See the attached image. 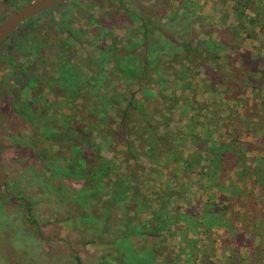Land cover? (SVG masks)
Here are the masks:
<instances>
[{
  "label": "rangeland",
  "instance_id": "rangeland-1",
  "mask_svg": "<svg viewBox=\"0 0 264 264\" xmlns=\"http://www.w3.org/2000/svg\"><path fill=\"white\" fill-rule=\"evenodd\" d=\"M31 1L0 0V22ZM171 1L172 4L168 0H67L32 21L37 24L33 31L25 30V34L17 37L18 32H23V28H18L13 35L10 34L9 40V37L5 39L7 48L0 46V155L6 176L5 185L0 190V213L15 216L22 225V231L33 238V247L39 249L42 257L41 264H76L75 255L80 258L81 264H101L100 258H109L114 244L87 241L101 236L112 242L119 233L116 228L123 230L136 221L150 222L152 210L160 197L171 198L173 206L176 205L180 211L188 209L190 214L198 215L210 204L220 213L225 210L227 215H230L229 209L234 213L241 211L238 215L231 214L236 219L233 225L252 231V236H248L251 247L236 249L232 241L233 233H226L224 228L219 227L210 229L209 239L203 238L206 231L202 232L203 236L197 234L198 241L192 251L180 248L186 242L179 240L174 229L170 230L174 235L163 231L158 237L150 234L132 236L135 245L144 250L150 247L159 259H172L176 264H264V243L258 252L260 255L252 248L255 246L256 249L260 243L259 237L253 235L255 225H261L264 233V190L251 182L256 175L264 178V150H247L243 145L264 136V76L248 73L257 60L260 64L258 70L264 71V40L255 37L259 34L258 28H253L246 20L244 24L251 27L247 31L250 36L244 30H238L239 21L230 0ZM254 2L247 3L248 8L244 6L248 15L255 13L257 7L264 6V0ZM182 11L191 15V19L188 18L187 24H184L185 29L171 22L170 18L172 13ZM240 20L243 21V18ZM145 29L152 43L145 39ZM206 35L222 44L218 64L228 61L238 68L245 57L235 56L232 50L239 53L251 51L247 55L251 63L246 65L248 71L243 73L247 78L239 96H233L224 84L211 81L203 68L206 62L202 59L201 65L189 68L188 60H183L180 66L163 56L161 64L164 63V67L173 72V69L184 70L185 76L180 74L184 79L176 81L173 74H164L162 83L161 80H154L148 88L138 86L135 80L126 81L121 76L126 55L137 58L142 64L143 59H149L142 52L145 46L150 53L158 49L163 40L173 38L177 42L187 39L192 46L198 44L202 47L200 40ZM178 56L181 58V54L178 53ZM113 59L116 61L113 62ZM154 63L152 61L146 69L147 73L154 72ZM210 63L209 67H215L214 62ZM218 70L219 75H225L226 69ZM59 71L75 80L68 81L66 85L58 83L55 78L59 76ZM208 73L212 78L217 74L211 70ZM98 75L99 81L96 79ZM34 77H40L42 85L32 79ZM145 89L147 94L142 96ZM96 93L104 97L96 98ZM130 93L134 94L136 109H143L145 120L153 119L157 133H162L167 126V133L163 132L165 146L177 152L176 159L181 161L183 157L191 165L185 169L181 161L178 167L166 156L154 163L155 158L150 161L143 155L146 145L140 142L141 138L132 135V132L128 136L122 134L120 139L130 138L134 147L129 155L115 156V163L119 172L129 174L135 195L137 193L139 197L135 199L131 193L125 206H118L111 200L100 205L95 200L96 195L85 194L83 180L62 176L48 165V157L42 152L48 141L40 134V122L53 121L55 125L60 124L63 117L70 118L72 125H81L84 132H89L95 117L92 111L95 103L107 105L113 115V108H123L124 99ZM181 96L186 100L183 109ZM146 97L155 105L160 101L162 104L156 106L157 110L145 108ZM192 99L198 103L205 101V104L197 103L191 112L187 105H191ZM169 103H173L172 113L165 110ZM244 108L249 116H246L245 123L227 126L236 112L244 117ZM156 111L166 118L163 119ZM192 113L197 115L193 120L189 119ZM203 116L209 118L207 122H204ZM143 117L140 122H143ZM105 121L117 123L119 117L113 120L107 117ZM209 121L212 125L205 134L201 124ZM221 139L224 146L218 147L217 152L225 155V163H220L223 174L219 171L214 176L209 161L215 153L209 148L211 140L218 142ZM237 150L240 153L235 163L261 168L249 171L233 166ZM103 153L113 156L110 150H103ZM65 155H70V152ZM238 171L241 172L237 174ZM249 173L253 174L251 179ZM251 196L255 197L254 200ZM230 198L233 200L230 201ZM26 202L30 217L38 224L43 239L37 236L32 225L25 223ZM243 202H248L253 211L250 220L242 214L240 204ZM109 217L111 228H104L103 223ZM15 231L0 225V264H26L23 254L13 247ZM248 255H251L249 261H243V258L248 260Z\"/></svg>",
  "mask_w": 264,
  "mask_h": 264
},
{
  "label": "trees",
  "instance_id": "trees-1",
  "mask_svg": "<svg viewBox=\"0 0 264 264\" xmlns=\"http://www.w3.org/2000/svg\"><path fill=\"white\" fill-rule=\"evenodd\" d=\"M230 1L233 3L232 10L235 12V16L239 21L237 26L238 30L242 29L245 31L248 37L250 36V33L247 31L249 28L251 30V27H248L246 24H244V20H246L253 26V28H258L259 34L257 33L258 35H255V37L258 36L263 41L264 39H262V36H264V6L257 7V11H254L255 13H252V15H248L244 11V6L248 8L249 4L247 3L251 1L255 3L254 0ZM168 3L172 4L173 1L168 0ZM241 17L243 18V21L240 20ZM170 18L171 22L180 24L182 25V28L185 29L186 27L184 24H187L186 21L188 18L191 19V15L189 13H186L185 11H182L180 13L174 12L171 14ZM144 22L146 23L147 20L144 19ZM30 23H32V21H28L27 25H29ZM204 33H206L205 30ZM153 35L154 34H152L151 37ZM144 36L145 39L148 40V43H152L151 41H149L150 34L146 29L144 32ZM252 41L255 43V40ZM200 44L203 46L200 47L198 44L196 46H192V43L187 39H184L181 42H177L172 38V40H163V43L160 45V47H158V49L156 50L150 51V53L147 52L145 46V48L143 47L142 52L147 54V57L149 59H143L142 64H140L137 58L126 55L123 59L125 61V65L122 67L121 76L126 81L135 80L138 86H146V88H148L155 82L154 80H161L162 83V76L164 74H173L174 78H176V81L178 79H184L180 76V74H185L184 70L181 71L178 69L177 71L176 69H173V72L170 71L169 67H164V63L161 64V61H164L162 59L163 56H167L166 59L169 58L170 62L175 61L180 66L183 60H188L187 62L189 65L187 66H189V68L201 65L203 60L206 63L204 67H202L206 70V74L207 76H209L211 81L215 80V82L218 84H224V88L231 92L233 96H239L243 92L242 88L244 80L247 78L243 75V73L245 71H248L246 69V65L251 63L250 61H248L249 59L247 57V55H249L251 51H246L249 54L239 53L240 51H234L229 47L235 56L245 57V61H242L239 65L240 67L237 68L234 66L233 62L227 61L224 64L217 63V59L219 58L218 52L222 48V44L219 41L213 39L210 35H206L205 39H203L202 41L200 40ZM101 52L105 54L103 51ZM157 52H160L161 55H156L158 54ZM178 53L181 54V58L178 56ZM115 61L116 59H113V62ZM152 61H155V67L154 72H151L150 74L147 73L146 69L149 67ZM212 62H214L215 67H209V63L212 64ZM257 62L258 60L252 64L253 68L249 69L248 73H257L264 76V71L258 70L257 66H259L260 64H257ZM218 68H224L227 70L224 71V76L218 74V72L220 71L218 70ZM210 70L217 73L215 78H212L210 73H208V71ZM61 71H59V76L55 78V81H57L58 83L66 85L68 81L71 82L75 80L72 77L67 78L65 73ZM99 75L102 76L101 73ZM99 75L96 77L98 81ZM39 78L40 77H34L32 79L36 80L38 84L42 85L43 82ZM48 86L51 87L50 83H48ZM146 92L147 89L142 92V96H144L143 94H147ZM158 93L159 95H161L160 92ZM95 96L96 98L99 97L100 99L104 97V95H99L97 93ZM114 97L115 96L111 98L113 99ZM183 98L184 96L180 97V99H182L180 100L182 109L186 107V100H184ZM124 100V107L121 109L119 106L113 108L112 103L109 104L113 108V115L110 114V109L107 105H99L98 103H95L92 107V111H94L95 117L93 118L94 121L91 124V131L89 132H84L81 125H72L73 120L70 118L63 117L60 124L56 123L57 125H53V121L40 122V126L42 128V132L40 134L46 139V141H48V145L42 151L48 157V165L51 168H54V170L62 176H67L71 179L83 180L85 184L83 185V188L86 189L85 194L96 195L94 196L95 200L98 201L100 205H102L103 203H109L108 200H111L118 206H125V203H127V201H129V199L131 198V193L134 194L135 199L139 197L137 193L135 195V187L134 185H131V182L133 180L131 179L129 174L123 173L122 171L119 172L117 169L118 167L115 163V156H119L121 154L129 155L130 151L134 147V141H132L130 138L127 140L126 138H123V141L120 139V135L122 134L128 136V134L132 132V135H136V137L141 138L142 141L140 142L146 145V150L143 151V155L150 161L155 158L156 160L153 161L154 163H157V160L163 159L165 158L164 156H166L168 159L174 161V164L178 167L180 166L179 162L181 161L185 164V169H187V167L191 165L189 164L187 159H183V157L180 158L181 161H178L176 159L178 157L177 152L175 153L174 149L170 150L165 146V134L168 130L167 126H165V129L163 131L165 134L163 132L157 133V130L153 123V119L145 120V118L142 116L144 114L143 109H136V106L134 105L135 102L133 93H130L129 97ZM145 100V108L153 107V109H156V106L162 104V102L160 101L159 104L155 105L150 100H147V97L145 98ZM197 103L198 102L195 99H192L191 105H187V108L190 109L191 112H193L196 108ZM199 103L200 105H203L205 104V101H201ZM119 104L121 103H118V105ZM165 110H167V113H172L173 103H169L167 106H165ZM243 111L244 113L242 114H244V117L236 112L234 116L231 117V120H228V123L230 124H227V126H230L237 122L238 124L243 125L245 123L244 120L246 119V116H248L246 108H244ZM156 113H159L163 117V119L166 118L164 117L165 115L161 112L156 111ZM116 116L119 117V121L117 123H105L107 117H111V120H113ZM196 116L197 115H194V113H192L189 119L193 120L196 118ZM141 117L144 118L143 122H140ZM208 119L209 118H204V122H207ZM132 123L133 126L131 125ZM201 125L204 126V132L206 134L207 130H209L212 125V121L203 123ZM196 135L198 136V133H196ZM211 142L212 143L209 150L210 152L215 153V157L212 158L209 162L212 167L213 175L217 176L219 171L223 174V168L222 166H220V163H225V155L217 151L218 147L224 146V144H222L224 143V140L221 139L218 142H213L211 140ZM243 145L246 146L247 150H264V136L258 137L253 143L244 142ZM103 150H110L113 156L110 157L104 155ZM240 151H235L237 155L236 159H234L233 161V166H241L239 165V163H235V161H237L238 159ZM66 152H70V155H65ZM171 155H173V157H171ZM243 167L244 165L241 166V169ZM244 168L249 171H257L261 168V166L255 165L254 167H252L251 165H246V167ZM240 172L241 171H238L237 174H239ZM252 175V173H249V179L252 178ZM251 182L254 185L260 187V190H264V178L260 175H256L254 179L251 180ZM171 196L176 197L175 194H171ZM251 198L252 200H254L255 197L251 196ZM232 200L233 199L230 198V201ZM25 204L26 208L24 220L26 225H32L34 227V231L37 233V236L40 239H43L44 237L42 236V233L38 228V224L30 217L28 202H26ZM175 206H173L171 198L167 197L166 199H164L160 197L156 200L155 209L152 210L150 220L151 223L149 221H136V223L132 222L126 225L123 230H119L118 228H116V232L119 233L115 235L112 242L110 239L101 238V236H98L96 239H90L87 242H100L108 245L114 244V250L109 254V258H107L106 256H102L100 258L101 264V260H103V264H176V262L172 259H168L167 261L159 259L150 247L144 250L142 247L135 245L131 240L132 236H141L143 234H150L153 237H158L163 231H166V234L171 233L172 235H174L173 231L170 232V230L172 229H174L175 235L179 237V240L181 242H186L184 247H180L182 250L184 248H187L192 251L194 243L198 241V239H196L198 238L197 234L203 236L202 232L204 231H206L207 234L206 237L203 238L209 239L208 233H210V229L212 227L224 228V232L233 233L232 241L234 242L233 245L236 249L242 246L251 247L248 243L250 241L248 239V236L252 234V231H248L241 225H233L236 219L231 214L238 215L241 213V211H237L236 213H234L231 212V209H229L230 215H227L225 210L220 213L219 210L216 211L213 204H210L208 205V207H205L204 211L200 212L201 214L197 213L198 215H196L195 213L190 214V212H188V209L180 211V209ZM240 207L243 210V216H248L247 220H250V217H253V211L251 210L248 202L241 203ZM110 222V217L106 218L103 223L104 228H107L108 226H110L111 228ZM255 226L256 231L255 233H253V235H257L259 237L260 243L256 249L255 246H253L252 248L254 252L260 255V253L258 252H260L261 244L264 243V241L262 240V237L264 239V233L261 230V225L257 224ZM229 256L231 257L232 255ZM250 258L251 255H248V260H245L243 258V261H249ZM74 259L76 261V264H81L80 258L77 255H75ZM185 263L190 264L188 262Z\"/></svg>",
  "mask_w": 264,
  "mask_h": 264
},
{
  "label": "water",
  "instance_id": "water-1",
  "mask_svg": "<svg viewBox=\"0 0 264 264\" xmlns=\"http://www.w3.org/2000/svg\"><path fill=\"white\" fill-rule=\"evenodd\" d=\"M66 1L67 0H33L11 12L0 22V46L20 24L48 9L58 7ZM5 181V170L0 155V190L4 187Z\"/></svg>",
  "mask_w": 264,
  "mask_h": 264
},
{
  "label": "clouds",
  "instance_id": "clouds-1",
  "mask_svg": "<svg viewBox=\"0 0 264 264\" xmlns=\"http://www.w3.org/2000/svg\"><path fill=\"white\" fill-rule=\"evenodd\" d=\"M0 225L16 230L13 247L16 251L23 254L26 264H41L42 257L39 249L33 247V238L22 231V225L15 216H7L0 213Z\"/></svg>",
  "mask_w": 264,
  "mask_h": 264
},
{
  "label": "flooded vegetation",
  "instance_id": "flooded-vegetation-1",
  "mask_svg": "<svg viewBox=\"0 0 264 264\" xmlns=\"http://www.w3.org/2000/svg\"><path fill=\"white\" fill-rule=\"evenodd\" d=\"M61 6V5H60ZM59 7V6H58ZM55 8H57V7H55ZM55 8H52V9H48V10H46V11H44V12H42V13H40V14H38V15H36V16H34V17H32V18H30V19H28V20H26L25 22H23L22 24H20V25H22V26H18L13 32H12V35L18 30V28H23V32L21 33V32H18V35H17V37L18 36H21V35H23V34H25L26 32H25V30H30V31H33L34 30V26H37V24L35 23V22H32V23H30L29 25H27V23H28V21H35L36 20V18L37 17H39V16H41L42 14H44V13H46V12H51L53 9H55ZM9 38H8V40L10 39V37H11V35L10 36H8ZM7 39V38H6ZM5 41V40H4ZM6 42H7V40H6ZM6 42H4V44L2 43L1 45H2V47L4 46L5 48H7V46H5V43ZM1 47V48H2ZM0 48V49H1Z\"/></svg>",
  "mask_w": 264,
  "mask_h": 264
},
{
  "label": "crops",
  "instance_id": "crops-1",
  "mask_svg": "<svg viewBox=\"0 0 264 264\" xmlns=\"http://www.w3.org/2000/svg\"><path fill=\"white\" fill-rule=\"evenodd\" d=\"M246 255H247V253H246Z\"/></svg>",
  "mask_w": 264,
  "mask_h": 264
}]
</instances>
